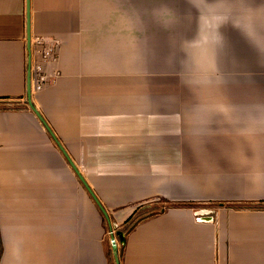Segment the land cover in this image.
I'll return each instance as SVG.
<instances>
[{
  "label": "crops",
  "instance_id": "1",
  "mask_svg": "<svg viewBox=\"0 0 264 264\" xmlns=\"http://www.w3.org/2000/svg\"><path fill=\"white\" fill-rule=\"evenodd\" d=\"M31 33L60 42L33 102L111 221L189 203L120 264H264V0H31ZM28 59L27 0H0V96ZM109 227L36 112L0 109V264H112Z\"/></svg>",
  "mask_w": 264,
  "mask_h": 264
},
{
  "label": "built area",
  "instance_id": "2",
  "mask_svg": "<svg viewBox=\"0 0 264 264\" xmlns=\"http://www.w3.org/2000/svg\"><path fill=\"white\" fill-rule=\"evenodd\" d=\"M31 44V85L32 93H34L42 90L52 77L57 76L53 65L59 58L60 42L53 36L36 35L32 37ZM120 225L119 222L112 221L108 231L111 243L118 240L117 231L120 229Z\"/></svg>",
  "mask_w": 264,
  "mask_h": 264
},
{
  "label": "water",
  "instance_id": "3",
  "mask_svg": "<svg viewBox=\"0 0 264 264\" xmlns=\"http://www.w3.org/2000/svg\"><path fill=\"white\" fill-rule=\"evenodd\" d=\"M27 32H28V48H29L27 101H28L30 107L36 112V114L40 117V119L45 123V125L47 126V128L51 132L52 136L55 138L56 142L58 143L59 147L62 149V151L66 155L67 159L71 163V165L74 168L75 172L78 174L80 179L83 181V183L87 187L88 191L90 192V194L92 195V197L94 198V200L96 201V203L98 204V206L100 207L102 212L104 213L105 217L107 218V220L109 222V225L111 226L112 221H111V217H110V214H109L108 210L103 205L102 201L100 200V198L98 197V195L96 194L94 189L91 187V185L88 183L86 178L83 176V174L81 173L80 169L77 167V165L75 164V162L73 161V159L71 158V156L69 155V153L67 152L65 147L63 146V144L60 142V140L58 139V137L56 136L54 131L50 128L49 124L47 123V121L45 120V118L43 117V115L37 109V107L35 106V104L33 102V99H32V85H31V65H32L31 64V61H32L31 0H27ZM196 213L198 215H200L201 218L206 220V221L213 219V216L209 215L208 209H199V210L196 211ZM117 235H118V238H119V243H118V241L115 240L112 243V248H113V251H114L115 260H116L117 264H120L121 262H120V255H119V245L126 242V233H125V231L119 229L117 231Z\"/></svg>",
  "mask_w": 264,
  "mask_h": 264
},
{
  "label": "trees",
  "instance_id": "4",
  "mask_svg": "<svg viewBox=\"0 0 264 264\" xmlns=\"http://www.w3.org/2000/svg\"><path fill=\"white\" fill-rule=\"evenodd\" d=\"M30 108L27 100H22L21 97H7L0 96V109L3 110H21ZM189 203L185 202H176L170 201L166 198H163L160 202H150L144 204L143 206L138 207L135 212L127 218L121 225L120 229L125 231L128 234L133 228L142 222L143 220L149 218L150 216L165 210L169 206H177V205H188ZM262 205V204H261ZM123 244L119 246V255L120 257L123 254ZM1 254V250H0Z\"/></svg>",
  "mask_w": 264,
  "mask_h": 264
},
{
  "label": "rangeland",
  "instance_id": "5",
  "mask_svg": "<svg viewBox=\"0 0 264 264\" xmlns=\"http://www.w3.org/2000/svg\"><path fill=\"white\" fill-rule=\"evenodd\" d=\"M170 61H175L176 59H175V57H173V58H170L169 59ZM168 208V207H167ZM108 231H109V229H108ZM108 235H109V233H108ZM110 236V235H109ZM117 238H118V236H117ZM111 240V239H110ZM118 243H119V238H118ZM110 260H111V262H112V264L115 262V256H113V252H110Z\"/></svg>",
  "mask_w": 264,
  "mask_h": 264
},
{
  "label": "clouds",
  "instance_id": "6",
  "mask_svg": "<svg viewBox=\"0 0 264 264\" xmlns=\"http://www.w3.org/2000/svg\"><path fill=\"white\" fill-rule=\"evenodd\" d=\"M118 241V240H117Z\"/></svg>",
  "mask_w": 264,
  "mask_h": 264
}]
</instances>
